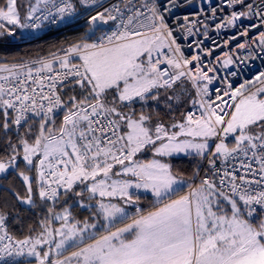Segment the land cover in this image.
Segmentation results:
<instances>
[{"label": "snow or ice", "instance_id": "obj_1", "mask_svg": "<svg viewBox=\"0 0 264 264\" xmlns=\"http://www.w3.org/2000/svg\"><path fill=\"white\" fill-rule=\"evenodd\" d=\"M87 2L80 0L81 4ZM238 2L249 11H233L224 23L216 25L218 29L234 26L249 16L254 6L244 0ZM0 4V31L40 26L34 6L29 5L22 15L18 0H0ZM53 6L56 13H50L52 23L76 12L71 0ZM166 10L165 5L151 7L148 24L129 27L135 19L130 16L121 25L122 31L113 32L99 43L74 44L63 56L53 53V60L41 61L37 72L46 69L51 73L56 63L63 70L47 77V93L41 84L39 93L32 88L29 94L22 80L21 86L7 90L8 98H4L5 90L0 87L5 132L10 125L28 126L15 145L9 143L11 154L0 158V173L10 168L19 170L21 163L27 172L36 173L30 177L19 171L28 194L26 198L18 196L22 203H33L36 191L44 201L68 193L81 196L76 188L84 185L92 198L97 194L101 198L119 197L125 204L139 199L130 189L150 190L156 206L147 213L138 209L131 223H124L128 218L125 208L98 202L99 212L115 231H108L60 260L50 259L52 249L44 251L42 245L49 243L55 231L64 236L55 244L60 250L84 229L72 225L65 234L61 229L45 227L35 238L16 239L7 230L6 215L0 213V264H9L7 257L25 254L34 257L36 264H264V87L252 92L245 84L234 90L229 84L225 89L216 88L213 99L209 85L214 76L209 73L214 69L202 58L211 56L212 51L205 53L198 43L199 51L186 57L173 38ZM255 15L264 25V0ZM116 19L106 9L91 16L89 23L98 26ZM256 27H245L240 35L247 36ZM254 42L264 46V31ZM237 47L243 49L245 44ZM224 63L231 64L232 60ZM31 72L29 69L30 78ZM256 79L264 81V72ZM186 80L197 89L196 96L204 99L193 97L194 111L189 110L182 121L153 124L150 114L141 113L134 119L124 112L135 101H159L161 89L165 90L164 99L172 100L167 90L174 91L178 81L183 84ZM65 88L72 93L65 94L66 98L60 94ZM9 109L17 113L11 120ZM57 110L63 116L57 134H53L49 125L55 123ZM33 117L40 119L35 136L29 124ZM146 150L155 157L194 153L211 165V175L200 178L198 185L194 180L182 181L162 159L138 160L137 155ZM221 158L224 164L236 163H231L230 169L223 164L217 167ZM116 166L119 170L113 173ZM110 173L130 178L109 184ZM213 177H219L218 182ZM185 186L191 191L180 195ZM69 215L65 208L63 220L67 221ZM117 223H123V227H116Z\"/></svg>", "mask_w": 264, "mask_h": 264}, {"label": "built area", "instance_id": "obj_2", "mask_svg": "<svg viewBox=\"0 0 264 264\" xmlns=\"http://www.w3.org/2000/svg\"><path fill=\"white\" fill-rule=\"evenodd\" d=\"M68 2L70 0H44L35 5V16L40 17L36 23L40 26L38 28H27L26 31L30 36L24 41L39 39L83 23H89L91 16L96 15L98 12H105L107 9L117 19L115 21L109 20L105 25L99 24L96 29L97 33L92 37L89 44L99 43L102 38L111 35L113 32L122 31L121 25L127 23L130 16H134L135 19L134 23L129 25V27H139L140 24L150 23L146 19V17L151 16L150 8L165 5L167 9L164 12L165 19L173 31V38L180 45L186 57L190 58L199 51L197 48L198 43L205 53L208 50L212 51L211 56L202 55V58L205 65L214 69V72L209 73L210 76H214L213 84L209 85V91L213 99H215L216 88L225 89L230 84L232 90H234L240 87L241 84H245L247 90L252 91L264 82L256 79L260 76V73L264 72V46L254 42L258 40L259 33L264 31V25H261L260 18L255 15V12L259 11L262 0H244L245 4L254 6L253 10L249 12V16L238 20L234 26H226L219 29L216 25L224 23L233 11L248 12L249 10L240 4L238 0H233L231 3H229V0H88L86 4L80 3V9L76 8V12L72 16L65 15L63 20L52 23L50 13H56V8L53 5L63 6L64 3ZM116 9H119V11H116ZM213 9H216L215 14H213ZM44 17H48V19ZM206 25L207 27H205ZM250 25H258L259 27L251 28L247 36L240 35L245 27ZM233 36L237 38L232 39ZM226 40L228 41L227 44H225ZM240 43L245 44L243 49L237 47ZM66 50L57 56H63ZM165 51L167 50L165 49ZM227 59H231L232 63L225 65L224 61ZM51 60H53V56L40 58L31 63L19 64L10 69H0V87L5 90L4 98H8L7 90L13 87H20V81L22 80L26 82L23 87L29 88V94H31L32 88H36L37 93H39L41 84L44 86V92L47 93L48 84L50 83L47 77L54 76L55 72L63 70L59 68L58 63L53 65L51 73L46 69L42 72H37L36 69L42 67L41 61ZM164 66L162 65V67ZM29 69H32L31 78L29 77ZM34 80L37 83H33ZM187 82L190 84L195 98L204 99L202 96L197 97V89L193 87L190 81ZM245 94H247V91ZM225 99L228 98L225 97ZM9 110L11 120L17 113L11 109ZM189 110L194 111L190 106L185 110L184 116ZM58 112L59 110H57ZM28 115L32 116V113L29 112ZM231 163H236V161L224 164L221 158L217 160V167L223 164L224 168L230 169ZM210 167L211 165L204 159L193 178L194 184L200 183V178L211 175L208 171ZM254 167H258V165H254ZM222 170L223 168H221ZM213 178L218 182L219 177ZM142 190L143 188L138 189V191ZM61 192H63V189H61ZM2 234L0 233V235ZM19 257L21 256L7 257V260L9 264H21Z\"/></svg>", "mask_w": 264, "mask_h": 264}, {"label": "trees", "instance_id": "obj_3", "mask_svg": "<svg viewBox=\"0 0 264 264\" xmlns=\"http://www.w3.org/2000/svg\"><path fill=\"white\" fill-rule=\"evenodd\" d=\"M72 2L76 4V8L80 9V0H72ZM8 27L11 29L13 26ZM23 30L15 27L12 31H0V68L31 63L40 58L51 57L53 53L58 55L74 44L89 43L97 33V30L92 29L88 23H83L57 34L23 42L30 36L25 31L23 32ZM74 62L78 61L74 60ZM160 91L161 99L159 101H148L147 103L138 101L140 103L135 104V107L142 106V109H136L130 116L136 117L140 113H146L149 110L151 112L152 122L161 121L168 123L170 120L184 119L185 110L191 106V100L195 97L190 84L187 81H184L183 84L178 82L177 86H174V91L173 89L167 90L166 94L172 96V100L170 101L164 99L165 90L161 89ZM78 93L79 89L77 88L76 94ZM65 94L72 93H69L68 89L65 88L61 92V95ZM145 106L148 107L145 108ZM154 110H156L155 114ZM8 111V119L10 120L11 113L10 110ZM62 116L63 113L59 111L54 118L55 123L49 125V127L54 126L53 128L55 129L59 128ZM3 122V108L0 106V158L6 159L11 154V149L8 147L9 143L15 145L19 137L24 136L28 131V126L16 128L14 125H10V129L6 133L2 127ZM39 123V117L29 121L33 136L39 133ZM22 155L23 153L21 152ZM165 161L170 164L174 175L185 178L190 182H192L202 162L195 155L170 157ZM19 171H25V174L30 177L36 175L35 172H27L24 164L21 163L19 170L9 171L0 177V213L6 215L8 220L7 230L14 238L24 239L28 236L35 238L41 234L45 227L51 229L58 224L55 218L56 214L65 205H70L69 201H73V195L72 193H68L67 195L59 196L57 199L44 201L41 200L38 191H36L32 196L33 203H22L18 196L20 198H26L28 194L26 192V185H24L22 177L19 175ZM33 187L35 188V185ZM69 196H71V199H69ZM139 197L148 203L151 201L150 194H144ZM65 200H67V203H65ZM152 206L153 204L149 203L144 210ZM71 208L73 210L70 212V216L73 220L78 221L83 219V216L80 217V215L87 213V210H81L78 204H72ZM50 243L51 241L49 240V243L42 245V247L48 249L51 245Z\"/></svg>", "mask_w": 264, "mask_h": 264}, {"label": "crops", "instance_id": "obj_4", "mask_svg": "<svg viewBox=\"0 0 264 264\" xmlns=\"http://www.w3.org/2000/svg\"><path fill=\"white\" fill-rule=\"evenodd\" d=\"M42 1L43 0H39V1L35 2L33 5H35V4L39 3V2H42ZM7 68H10V67H6V68L2 67V70L3 69H7ZM173 121L170 120L168 122V124H171ZM151 123L154 124L156 122H152L151 121ZM188 155H195V154H186V155H178V154L174 155L173 154L172 156L162 157L161 159H162L163 162L167 163L165 161L167 158H170V157H184V156H188ZM140 156H142V158H146L148 160H151V159H149V156H147L145 154V151L137 155V159L138 160L140 159ZM118 170H119V166H116V168L113 169V173H115ZM129 178L130 177H128V176H123V175L116 176V175L110 173L109 174V179H108L107 182L109 184H111L112 181H114V180L115 181H119V180H124V179H129ZM177 178L182 180V181H188L189 183H192V182H190L189 180H187L185 178L178 177V176H177ZM86 183L90 184L91 181L86 182ZM198 184H196V185H198ZM76 191H80V192H82V195H84V199H83L84 201L82 202V204L84 206H82L81 204L77 203L78 199L76 197H78V196H76V195H74L75 198L73 199V202L75 204H78L81 210H87V213L81 214L80 217L83 216V219H80L78 221L77 220H73V218L71 216H70V219L67 222H65L63 219H62V221H59V220L56 219L58 221V224L55 225L54 227H52L51 230L52 229L55 230L57 228L59 229V227L64 225V227H62L60 229L65 234H68L69 229L71 228V226L75 225L78 230L79 229H84V231H82V232L77 231V233L75 234L74 238L72 240H69L66 243L65 247L60 249V250H56L55 247H54V244H56L57 242L62 240L64 236L54 235L53 234V236L51 237V243H50L51 245H50V247L48 249L45 250V251H48L50 248L52 249V251L50 253V259H52V260L64 259V257L70 256L71 252L77 251L80 247H84L85 245H87L89 243H92L93 240L94 239H98L99 236L107 235L108 231H115V228L112 227L111 222L109 220H106L104 218L103 214L99 212V203L98 202H102V203H105V204H108V203L117 204L118 206L125 208V211L127 213V217L128 218L124 219V223H131V218L135 217L137 215V210L138 209L140 210V212L147 213L148 211L153 210L154 206H156V198L152 195L150 190H148V192H145L144 189H143V191L140 192V191H138V189H130V191H132L134 193V195L138 196V197L141 196V195H144V194H150L151 201L149 203L153 204V206L150 207V208H147L145 210H144V208L149 203L147 201L143 200L140 197L136 201V203L125 204L124 201L121 200L119 197H115V198H109V197L101 198L97 194L94 198H92L91 194L88 193L87 190L84 188V185H79L76 188ZM189 191H191V189L189 187L185 186L183 188V191L180 192L179 194L183 195V194L188 193ZM139 193H142V194H139ZM173 198H175V197H173ZM56 215L58 216V213ZM85 225H87V227ZM93 225H95V227H93ZM105 225H107V227H105ZM116 227H123V223H117ZM54 233H55V231H54ZM80 233L84 234L82 241H78L76 239L77 235L80 234ZM28 257L30 259L35 260L34 257H31V256H28ZM73 264H75V261H73Z\"/></svg>", "mask_w": 264, "mask_h": 264}, {"label": "rangeland", "instance_id": "obj_5", "mask_svg": "<svg viewBox=\"0 0 264 264\" xmlns=\"http://www.w3.org/2000/svg\"><path fill=\"white\" fill-rule=\"evenodd\" d=\"M37 1H39V0H18V5H22V8H20V11H21V14L23 15L27 10H28V8H29V5H32L33 6V4L35 3V2H37ZM102 25H105V24H103L102 23ZM23 32H24V30H23ZM261 87H264V82L262 83V84H260L259 86H257L255 89H253L252 90V92H255L256 91V89L257 88H261ZM138 103H140V102H138V101H136V102H133L127 109H125V113H127L128 115H131V113L132 112H134L136 109H142V106H139V107H135V104H138ZM148 106H145V108H147ZM143 113V112H142ZM156 113V110H154V114ZM145 115H148V114H151V112L148 110V112H146V113H144ZM139 116H136V117H133L134 119H136V118H138ZM183 119H177V120H174V121H182ZM173 121V122H174ZM165 125H168V123H164ZM54 126H52V128H53ZM58 129V128H57ZM57 129H55V128H53V134H57ZM229 143H230V141H229ZM145 154L147 155V156H149V159H161L162 157H155L154 155H153V153L151 152V151H148V150H146L145 151ZM194 154V153H193ZM174 155H177V154H174ZM178 155H186V154H184V153H180V154H178ZM198 159L201 161H203L204 159H203V157H198ZM140 161H142V162H146V161H148V159H146V158H142V156H140V159H139ZM13 170H15L14 168H10V169H8L6 172H4V173H0V177L1 176H4L6 173H8L9 171H13ZM144 191L145 192H148V190H145L144 189ZM71 194V193H70ZM73 195V199L75 198L74 197V194H72ZM78 200H77V203H79V204H81L82 206H84L83 204H82V202L84 201L83 199H84V195H81V196H78V197H76ZM69 203H70V205L68 204V205H65V207L61 210V211H59L58 212V216L59 217H61L60 219H57V220H59V221H62V219H63V216L65 215V208H67L68 210H69V213L73 210L72 208H71V206H72V204H75L73 201L71 202V201H69ZM57 217V215L55 216V218ZM69 219H70V215H69ZM68 219V220H69ZM67 220V221H68ZM67 221H65V222H67ZM63 227H64V225H63ZM60 228H62V226L61 227H59V229ZM58 229V228H57ZM51 230V229H50ZM53 230V229H52ZM53 234L54 235H58V234H55L54 233V231H53ZM53 236V235H52ZM83 236H84V234H82V233H80V234H78L77 235V240L78 241H82V239H83ZM63 239H64V237H63ZM49 240L51 241V237L49 238ZM54 247H55V244H54ZM43 250L45 251L46 250V248H43ZM20 259H21V264H36V261L35 260H33V259H30L29 257H28V255L27 254H25V255H23V256H21V257H19Z\"/></svg>", "mask_w": 264, "mask_h": 264}, {"label": "water", "instance_id": "obj_6", "mask_svg": "<svg viewBox=\"0 0 264 264\" xmlns=\"http://www.w3.org/2000/svg\"><path fill=\"white\" fill-rule=\"evenodd\" d=\"M89 25L92 26L93 28H97L99 26V25L97 26V25H93V24H90V23H89Z\"/></svg>", "mask_w": 264, "mask_h": 264}]
</instances>
